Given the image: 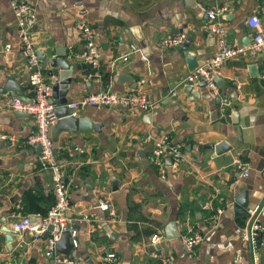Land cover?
I'll use <instances>...</instances> for the list:
<instances>
[{
  "label": "crops",
  "instance_id": "1",
  "mask_svg": "<svg viewBox=\"0 0 264 264\" xmlns=\"http://www.w3.org/2000/svg\"><path fill=\"white\" fill-rule=\"evenodd\" d=\"M25 1L35 8L36 51L48 56L55 48H66L67 56L71 48L82 49L74 29L79 18L95 29L98 64L90 71L74 70L79 78L72 81L68 101L109 88L143 92L155 102L150 110L87 106L75 115L88 116L95 127L58 132L53 145L68 181L67 215L77 236L69 254L81 264H108L101 256L109 251L117 255L111 264H251L249 243L242 238L248 216L236 214L234 201L246 192L248 207H254L264 196V50L227 59L217 71L215 93L202 81L186 80L190 71L183 48L196 51L200 62L215 54L217 38L208 30L206 9L219 5L227 6L218 21L230 44L247 46L255 28L246 19L256 15L264 29L261 0ZM17 31L10 0H0V88L19 79L27 100L33 96L31 68ZM167 33H183L186 39L162 49L159 39ZM40 70L50 82L49 66L40 62ZM93 72L99 79L90 77ZM6 96L12 92L0 93V132L8 135L0 139V264H59L45 254V237H34L31 230L14 231L12 247L7 246L4 229H12L23 214L45 213L54 194L49 171L37 161L38 151L24 142L34 128L33 118L7 106ZM222 97L229 101L225 107ZM148 131L168 133L184 144V163L170 167L165 178L146 160ZM220 141L230 148L217 153L203 146ZM236 157L247 163V174L234 163ZM106 194L116 206L115 220L97 206ZM201 201L205 204L197 208ZM259 219L264 264V210ZM170 220L180 232L177 237L166 236ZM190 230L204 237L187 250L181 236ZM155 232L163 235L158 257L150 242Z\"/></svg>",
  "mask_w": 264,
  "mask_h": 264
},
{
  "label": "built area",
  "instance_id": "2",
  "mask_svg": "<svg viewBox=\"0 0 264 264\" xmlns=\"http://www.w3.org/2000/svg\"><path fill=\"white\" fill-rule=\"evenodd\" d=\"M261 2V8L264 10V0H261ZM10 8L17 22V34L21 52L26 58L28 67H36V69L31 70L28 77V82L33 87V96L27 100L22 99L20 96H6L4 103L13 110L24 111L32 116L34 128L26 136L24 142L30 145L36 143L40 145L37 161L42 169L49 171L54 194V202L45 213L23 214L13 221L12 229L16 232L26 229L31 230L34 237H40L43 232L48 230V234L45 237V254L52 257L59 264H81L82 260L80 258L71 254H63L56 250V241L60 233L65 229H69L71 234L75 236L76 229L71 226L72 219L67 215V209L70 207L68 181L64 175L62 163L52 150L53 142L49 131L50 127L57 120L55 114L56 104L52 100L49 82L40 70V60L38 59L32 38L31 28L36 23L35 8L25 0H10ZM226 10V5L213 6L206 9L209 17L207 27L217 38V51L212 56L205 57L201 64L186 77L187 81H202L215 93L218 92V88L214 75L217 74L218 69L227 59L238 56L244 51L254 56L264 50V29L256 15H251L246 19V24L255 28L250 43L244 47L230 44L227 39L226 29L218 21L219 16ZM74 29L82 41L83 47L81 50L71 48L68 58L90 63L94 68L98 64L95 29L84 18L76 20ZM185 39L186 35L183 33H167L161 36L158 45L162 49H172L183 44ZM9 48L10 46L7 45L6 49ZM123 59L126 60L127 56H124ZM90 77L99 79L95 72L90 73ZM220 102L222 107H225L229 103L227 97H222ZM67 104L70 114L73 115L87 106L123 104L124 106L135 107L141 110H150L155 106V102L143 92L130 91L120 93L109 88L84 94L76 100L69 101ZM7 137L6 133L0 132V139ZM145 139L149 143L146 158L157 169L160 177L165 178L170 167L178 168L182 166L185 161L183 143L173 141L168 133H153L151 131L146 132ZM234 163L242 169V174H247L246 162L236 157ZM207 205L211 206V203ZM97 206L107 211L110 220H115L117 211L110 194L104 195ZM261 210H264V202L261 205L257 204L254 207L247 208L249 226L245 227L242 231V238L249 243L251 264H262L259 255V233L262 228L259 212ZM50 224L52 228L48 229V225ZM162 236L161 233L155 232L150 237V242L154 246V250L152 251L154 257L161 256V247L158 244ZM203 237L204 234L202 232L190 230L181 236V242L187 250H191L203 240ZM73 244L74 246L77 245V240L74 238ZM116 259L117 255L114 251H109L101 256L103 263L111 264Z\"/></svg>",
  "mask_w": 264,
  "mask_h": 264
},
{
  "label": "water",
  "instance_id": "3",
  "mask_svg": "<svg viewBox=\"0 0 264 264\" xmlns=\"http://www.w3.org/2000/svg\"><path fill=\"white\" fill-rule=\"evenodd\" d=\"M35 28V24L31 29ZM185 60L188 66V70L190 72L194 71L201 62L198 61V53L194 51L193 53L188 52V45L184 48ZM37 56L40 62H44L49 66V70L47 71V75L51 78L49 85L51 87L52 100L56 104L55 114H56V122L52 127V142L56 141L57 134L63 129H68L70 133H74L78 129H88L95 127L93 121L89 119L88 116H76L70 114V109L68 107V97L67 92L71 87L72 81H75L79 78L77 74L73 75L74 70L81 71L88 69L89 71L93 69L92 64L90 63H76L75 65L68 58L66 48L63 51H58V49H54V55L48 56L44 54L42 51H37ZM26 62V58H25ZM27 63V62H26ZM36 67H32L31 70H35ZM218 75H214V80L216 84L219 85ZM20 80H7L6 83L0 88V93H6L7 91L12 92V96H20L22 99L26 100L24 96V88H21L19 85ZM30 88L33 87L30 85ZM119 106H123V104H118ZM24 112V111H20ZM204 147H214L217 153H220L224 150L230 148V145L226 143V141H220L217 144L206 143L203 145ZM34 147L37 151L40 150V145L38 143L34 144ZM53 153H57V147L53 145L52 147ZM148 161V159H146ZM149 162V161H148ZM248 194L246 192L244 194H240L235 197L234 201V209L236 214L238 215H248ZM264 202V196L260 201V205ZM205 202L201 201L196 207L200 208ZM249 226V225H248ZM52 225H48V229H51ZM6 235L7 246L9 248L12 247V242L14 239V230H12L9 226L4 229ZM48 234V230L42 233L43 237H46ZM180 235V232L176 228V223L174 220H170L166 226V236L167 238L177 237ZM73 238L77 240V236H73L69 229L63 230L59 238L56 241V250L63 254H69V252L73 249ZM260 239V237H259ZM54 260V259H53Z\"/></svg>",
  "mask_w": 264,
  "mask_h": 264
}]
</instances>
